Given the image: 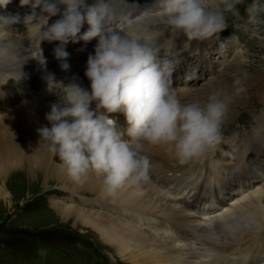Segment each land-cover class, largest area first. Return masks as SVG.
<instances>
[{
	"label": "bare ground",
	"instance_id": "obj_1",
	"mask_svg": "<svg viewBox=\"0 0 264 264\" xmlns=\"http://www.w3.org/2000/svg\"><path fill=\"white\" fill-rule=\"evenodd\" d=\"M205 1L215 7L216 0ZM108 3L112 13L109 27L118 31L148 28L156 33L157 59L160 63L169 62V87L182 101L206 102L212 94L223 95L228 105L223 123L237 118L234 107L239 102L236 101L238 88L232 86L235 82L227 80L232 74L241 77L242 73L237 70L231 74L205 64L214 47L225 48L216 46L221 43L224 30L208 38L188 40L159 22L154 0H108ZM29 11L20 0H10L0 7V162L6 163L0 168L1 188L4 189L10 170L23 168L28 178H32L35 174H45L47 165L50 169L56 168L50 170L49 176L52 174L59 183V195L67 193L68 198L50 200L49 213L63 222L73 220L94 230L101 242L112 247L126 264H232L227 263L229 259L225 260L229 256L237 257L239 264L261 263L264 258V184L260 183L264 180V115L252 117L251 130L248 132L243 125L245 133L235 138L227 132L235 121L222 125L216 149L213 147L203 154L209 160L219 156V169L230 167L232 172L225 174L227 178L223 180L226 185H219L222 179L215 175L220 171L217 165L214 169L213 163L207 164L205 157L180 164L164 146L147 144L144 152L152 167L149 180L141 190L125 187L115 195H108L102 177L94 173L83 183L74 182L37 133L41 126H50L45 113L57 101V96L46 90L43 77L52 73L56 79L67 82L76 76L87 89L90 82L84 75L86 59L97 41L69 42L65 50L70 68L62 71L61 61L53 52L58 42L42 41L39 45L36 28L23 24V16ZM16 17L20 20L16 21ZM58 18L51 17L49 24ZM246 25L251 38L264 34V22L250 21ZM87 27L85 24L81 33ZM233 54L239 66L245 63L246 54L241 50ZM41 55L45 67L38 62ZM184 66L192 78L182 80ZM259 80L261 75L250 74L240 82L248 88L253 84L255 89ZM261 87L264 90V83ZM259 97L264 107V95ZM92 107L95 108L94 103ZM112 115L121 127H126L123 114ZM223 148L230 154L219 155L216 150L223 153ZM254 185L259 187L242 196ZM84 193L94 197L85 199ZM7 197L1 191L0 199ZM98 208L108 209V213H103L104 210L94 213ZM168 230L172 235H166V241L159 232ZM245 252L250 253L249 258Z\"/></svg>",
	"mask_w": 264,
	"mask_h": 264
},
{
	"label": "clouds",
	"instance_id": "obj_2",
	"mask_svg": "<svg viewBox=\"0 0 264 264\" xmlns=\"http://www.w3.org/2000/svg\"><path fill=\"white\" fill-rule=\"evenodd\" d=\"M10 0H0V7ZM30 11L25 26L36 28L42 41L58 42L53 49L62 71L70 68L66 45L95 39L84 75L43 77L46 90L57 96L45 119L50 126L37 129L40 140L58 157L66 174L83 183L90 173L102 177L108 195L125 187L141 190L149 180L151 160L145 145L164 146L180 164L199 158L221 140L228 110L219 94L206 102H184L169 87V62L157 59L156 33L148 28L118 31L109 27L108 0H20ZM240 0H154L159 22L188 40L211 37L225 26V14L235 13ZM59 16L49 24L51 17ZM19 21L20 18H14ZM87 29L81 33L84 25ZM40 49V47H39ZM41 52V49H40ZM45 67L41 55L38 61ZM95 104V108L92 104ZM123 114L126 127L112 115Z\"/></svg>",
	"mask_w": 264,
	"mask_h": 264
},
{
	"label": "rangeland",
	"instance_id": "obj_3",
	"mask_svg": "<svg viewBox=\"0 0 264 264\" xmlns=\"http://www.w3.org/2000/svg\"><path fill=\"white\" fill-rule=\"evenodd\" d=\"M214 4L216 5V3ZM207 5L212 8L209 4ZM249 21L264 22V0H240V3L236 5L235 13L225 14V24H227L221 34V43L216 45L225 48L214 47L213 52L205 59V64H211L214 68L220 69L219 71L227 70L232 74L238 70L242 73L241 77L232 74V78L227 80L235 82V85L232 86L238 88L236 101L239 100V102H237L238 104L234 103L236 104L234 108L237 111V118L227 131L232 138L245 133L243 125L248 132L251 130L252 117L264 115L262 113L264 107L259 97L264 95L262 87L259 88L264 80H259L260 84L257 83L259 86L256 85L255 89L253 84L248 88V86L244 87L243 83L241 84L242 81L240 82L241 78L247 79L250 74H259L264 79V34L255 36L254 39L251 38L250 28L246 25ZM238 50L246 54V61L240 66L236 57L233 58V52ZM183 69L185 70L186 67L184 66ZM186 71L183 74V80L191 77L190 73L188 74L190 71L188 69ZM224 87L226 88L227 85ZM220 97L223 99V95ZM222 125L221 127H223ZM235 134L236 136H234ZM216 151L222 157L230 154L227 148H223V153L219 150ZM231 151V153H237L236 150ZM200 157L204 158L205 156ZM205 160L210 161L207 164L213 163L214 169L215 165L219 169V162H221L219 156L214 160H209L208 156L205 157ZM198 162L200 163V161ZM4 164L6 163L0 162V168ZM7 164L10 165L11 162ZM49 166H45V174H35L32 178H28L23 168L10 170L4 182V189L1 188L0 182V193L4 191L8 195L6 199H0V264H66L70 259L69 264H126L125 260H122L112 247L101 242L99 235L94 230L83 227L73 220L63 222L59 217L49 213V201L56 198L53 195H59L61 192L58 189L60 185L56 182V178L52 174L49 176L50 170L56 168L51 167L50 169ZM219 171L215 177L219 176L220 179H225V174L230 172V168H220ZM260 183L264 184V180ZM256 186L248 189L249 192L243 193L242 196L255 191L259 187L256 188ZM65 196L68 198L67 193ZM93 197L91 194L84 193L85 199ZM75 205L80 207V204L76 203ZM100 209H94V213H102L103 210V213H108V209H101V211ZM71 233L75 237V243L72 241L64 243ZM58 235L59 241L53 239ZM164 239L166 240V238ZM78 244L85 246V249L81 255L72 257L83 250V246ZM245 253L246 258H249L250 253ZM261 261L257 264H264V258H261Z\"/></svg>",
	"mask_w": 264,
	"mask_h": 264
}]
</instances>
